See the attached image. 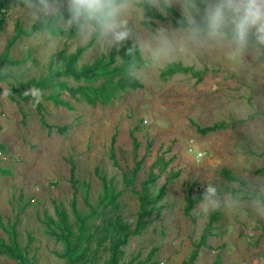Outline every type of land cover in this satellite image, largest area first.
<instances>
[{"label": "rangeland", "instance_id": "rangeland-1", "mask_svg": "<svg viewBox=\"0 0 264 264\" xmlns=\"http://www.w3.org/2000/svg\"><path fill=\"white\" fill-rule=\"evenodd\" d=\"M172 9L180 13L178 5ZM3 17L0 55L8 47L7 56L15 62L5 64L4 70L20 81L46 74L51 68L63 70L64 61L57 53L64 50L70 54L80 46L75 37L61 36L59 28L49 31L56 40L50 41L47 49L55 48L54 52L43 43L30 42L31 35L21 34L8 44L16 22L25 31L33 24L22 6L4 10ZM161 25L176 27L170 13L151 28ZM127 42L131 46L132 40ZM180 49L183 65L203 71L200 81L188 72L166 78L159 72L139 80L142 88L116 91L109 100L95 103L72 96L66 88H23L29 97L12 100L7 90L13 80L0 81L1 243L11 244L14 227L31 264H67L66 258L59 256L66 244L50 230L66 233L58 219V210H63L70 246L74 245L79 230L71 206L75 198L82 215L90 216L91 207L97 208L87 220L86 233L93 234L88 258L78 264H105L108 236L98 243L106 234L102 229L106 216L119 217L133 227L139 209L135 190H140L141 182L152 172L158 178L149 185L147 208L156 210L144 229L128 237L120 261L185 264L209 216L198 213V203L191 211L194 222L184 215L189 191L192 195L199 189L205 191L208 183L228 189L233 182L264 189V64L241 66L227 54L198 55L183 44ZM109 51L102 45L93 46L79 57L76 67L105 60ZM246 60L251 62V57ZM120 62L117 53L113 66ZM105 78L59 79L69 87L90 88ZM32 97L42 103L48 124L68 126L65 133L48 134ZM215 123L223 127L207 134L197 130ZM138 161L133 185H126L123 173L130 175ZM71 163L75 185L69 180ZM95 168L114 190L122 191L117 198L119 209L114 212L99 203L102 183ZM162 186L164 194L159 197ZM215 226L214 235L207 238L210 246L201 247L192 264H264V213L251 204L238 210L222 209ZM0 264L20 263L0 254Z\"/></svg>", "mask_w": 264, "mask_h": 264}, {"label": "clouds", "instance_id": "clouds-1", "mask_svg": "<svg viewBox=\"0 0 264 264\" xmlns=\"http://www.w3.org/2000/svg\"><path fill=\"white\" fill-rule=\"evenodd\" d=\"M176 5L178 26L153 30V10L168 16ZM22 7L35 26L30 42L43 43L46 49L56 40L49 28L74 33L84 48L102 45L112 50L132 40L126 72L134 80L144 81L182 62L181 44L198 55L227 54L241 66L264 64V0H26ZM249 56L251 62L246 60ZM247 204L264 213V189L238 182L222 189L208 183L196 207L208 215Z\"/></svg>", "mask_w": 264, "mask_h": 264}, {"label": "trees", "instance_id": "trees-1", "mask_svg": "<svg viewBox=\"0 0 264 264\" xmlns=\"http://www.w3.org/2000/svg\"><path fill=\"white\" fill-rule=\"evenodd\" d=\"M26 0H0V31L3 29L4 17L3 12L11 7L22 6ZM170 18L174 25L178 26V21L180 18V13L174 9L170 10ZM67 13H65V16ZM168 16H162L158 11L153 10L152 12V23L151 27L155 25L156 20L163 21L166 20ZM34 25L28 31H25L18 22L15 23L14 34L11 37L10 44L14 39L19 35H31L34 29ZM49 31H56L55 28H49ZM58 33L66 38L75 37L74 33L68 31L57 30ZM130 47L129 42H126L125 46L122 48H114L110 50L107 54L106 59L101 58L93 64H87L82 67H76V62L79 60V57L89 48L77 47L72 53L66 54L64 50H61L57 53V57L64 61V69L60 70L58 68H51L46 74H41L38 77H30L24 81H20L15 78L13 75L7 73L4 70L5 64L13 63L15 61L10 60L7 56V48L0 55V81L7 82L9 79H12L13 82L9 83L10 87L7 90L8 98L14 100L16 97L25 100L29 96L23 94V88H66V90L72 95H80L88 103H95L97 101H106L109 100L116 91H124L127 89H137L142 88L143 84L139 80H134L129 78L126 72L127 68V59H130L126 55L127 48ZM117 53L121 54V62L118 65H114L116 60ZM133 59H136L133 57ZM112 65V66H111ZM110 68L108 69V67ZM188 72L192 76L196 77V81L202 79L203 71L197 70L192 66L183 65L181 62L171 64L168 66L166 71L160 72V76L163 78L170 77L176 73ZM106 76L105 80L95 87L87 88L83 85H78L76 87H69L59 78L62 76H71L73 79H92L99 76ZM117 78L114 80L113 78ZM32 103L35 107L36 113L40 116L41 124L47 128L48 134L53 132L57 134H63L66 132L67 125H52L48 124L43 118V105L35 97H32ZM67 105L66 103H63ZM223 127L222 123H215L210 126L203 128L197 127V130L202 134H207L208 132L220 129ZM113 141V140H112ZM116 163V161H114ZM140 167V161L136 162L135 167L130 170V175L123 173V181L126 185H133L134 175ZM75 167L71 163L70 165V182L72 185L76 184L75 179ZM97 177L102 183V192L99 196V203L102 202L103 207H110L112 212L119 209V202L117 198L120 196L122 191L114 190L111 184L105 179L101 174L98 168H95ZM158 178L157 175L150 172L148 176L141 182L140 190H135V193L138 196L139 209L136 213L135 223L132 227L131 224L125 223L119 217H109L106 216L107 223L102 228L105 230V236H101L99 239L98 245H101V242L106 239L108 236V259L105 264H126L120 261L122 250L121 247L127 243L128 237L131 235H136L140 232L141 229H144L150 221L152 212L156 210L155 208H147L149 201V185L154 183ZM234 178H232L233 180ZM165 187L162 186L159 190V197L164 194ZM203 190L199 189L197 194L192 195L189 191L185 196V205L183 208L184 215L192 218V221H195V218L192 216V209L202 197ZM72 211L78 223V233L74 238V245L70 246L69 240V227L67 224V216L63 210H58V219L59 224L63 226L66 230V233L63 231L56 233L52 228L51 224L46 221L48 226H50V233L56 238L62 240L66 244V249L64 252L60 253L59 256L66 258L67 264H78L84 262L88 258V251L90 249V240L93 237L92 233H86L87 220L90 218L96 211V207H91V215H82L76 209V200L75 198L71 201ZM222 209L213 211L208 216V222L205 224L201 231V236L199 241L195 244L194 249L191 252V256L185 264H192L191 261L197 257V254L201 247H209L210 245L207 242L209 236L214 235V230L216 229L215 222L219 219ZM12 241L11 244H5L0 242V254H6L12 259L18 261L20 264H31L29 258L25 256V251L21 249L19 242L16 238V231L14 227L10 230ZM84 243V245H82ZM94 264V263H93Z\"/></svg>", "mask_w": 264, "mask_h": 264}]
</instances>
